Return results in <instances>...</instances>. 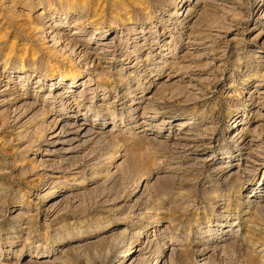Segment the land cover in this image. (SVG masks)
I'll return each instance as SVG.
<instances>
[{
    "label": "rangeland",
    "instance_id": "374dc122",
    "mask_svg": "<svg viewBox=\"0 0 264 264\" xmlns=\"http://www.w3.org/2000/svg\"><path fill=\"white\" fill-rule=\"evenodd\" d=\"M0 264H264V0H0Z\"/></svg>",
    "mask_w": 264,
    "mask_h": 264
},
{
    "label": "bare ground",
    "instance_id": "6f19581e",
    "mask_svg": "<svg viewBox=\"0 0 264 264\" xmlns=\"http://www.w3.org/2000/svg\"><path fill=\"white\" fill-rule=\"evenodd\" d=\"M80 31L79 30H77V29H74V31H73V34H78ZM74 46V45H73ZM76 47L78 48V46H77V44H75V46L74 47H72L73 49H72V52H74V53H76L75 52V50H76ZM110 51V49H107V48H105V50L102 52V54H104V53H106V52H109ZM25 56H27V55H25V53L24 54H19V64H20V69L21 70H25V64H26V61L27 60H30V61H32V64H33V66H35V65H37L36 63H37V60L40 58V57H42L38 52H31L29 55H28V57H25ZM43 57H45V60H46V62H45V65L48 67V71H49V74L51 75V76H53L54 74H58V76L60 77V79H59V81H61L62 79H70V80H73V79H76L77 77H79L80 76V73H77V70H76V66L73 64V62L72 61H70L69 59L67 60V59H61V63L60 62H57V61H51V58H53V60H55V56H53L52 55V51L51 50H47V51H45L44 52V56ZM28 58V59H27ZM57 60V59H56ZM65 60H67L68 61V64H65V63H63V61H65ZM60 61V60H59ZM35 68H36V66L34 67V69L33 70H35ZM76 82V81H75ZM4 88L1 90V91H3V90H6V89H8V86H7V84H4ZM71 95V94H70ZM72 96V95H71ZM66 97V96H65ZM20 98V97H19ZM10 100H11V102L13 103V102H15V101H18L19 99L18 98H10ZM17 108V107H16ZM15 108V109H16ZM17 114V115H16ZM16 114L14 115L15 117V119H14V121L16 122V123H18L19 122V120H21V118L22 117H24V116H20V114L18 115V112H16ZM77 114L79 115V114H81V112H80V110H77V113L76 114H74L73 115V117H76L77 116ZM85 114V116H86V113H83V115ZM100 114H99V112H97L96 113V116H99ZM13 116V115H12ZM20 116V117H19ZM36 118L35 117H32L26 124H24L25 126L26 125H28V127H31V126H33V124H34V120H35ZM85 119V118H84ZM86 121H83V122H81L80 123V126L81 127H78L77 129H76V132H79V130L81 129V128H83L82 127V125H87V120H89V119H85ZM14 122V123H15ZM85 128V127H84ZM89 131V130H88ZM87 131V132H88ZM87 132H84V134H82V136H85V135H88V134H92V133H87ZM256 212V214L257 215H254V217L256 218V219H260L261 218V213L259 212V211H255ZM222 222H224V220H222ZM219 224V223H218ZM259 225L260 224H253V227L255 226V227H259ZM218 226H225V224L224 223H221L220 222V224L218 225ZM155 244V243H154ZM157 244V243H156ZM258 244V243H257ZM157 246V245H156ZM128 251L130 250V249H127ZM258 252H259V250H258ZM125 254L126 255H131L132 253L131 252H125ZM203 254V253H202ZM134 260V259H133ZM131 262V261H130Z\"/></svg>",
    "mask_w": 264,
    "mask_h": 264
}]
</instances>
